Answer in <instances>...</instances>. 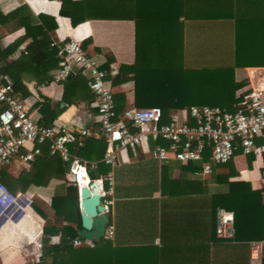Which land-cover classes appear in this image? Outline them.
<instances>
[{"label": "crops", "instance_id": "0c3cea01", "mask_svg": "<svg viewBox=\"0 0 264 264\" xmlns=\"http://www.w3.org/2000/svg\"><path fill=\"white\" fill-rule=\"evenodd\" d=\"M21 5L27 7L25 12L31 20L43 15L48 26L55 24L49 32L51 41L78 40L85 52L100 65H108L110 72L118 71L121 64L134 63L137 30L139 37H184V43L191 44L188 45L192 48L190 56L202 58L216 55L209 49L217 52L218 37L238 31L242 36L238 49L244 59L242 65L246 66L235 67V78L247 77V83L236 90L231 106L238 101L243 89L264 86V81L257 84L253 79L256 83L250 80L251 85L248 82L250 70L264 69V0H71L67 2L68 9L75 18L84 19L75 26L70 17L59 13V0H0V13L5 15ZM221 9L249 13L221 19L217 18L220 14L217 11ZM148 26L153 29L148 30ZM24 33L25 27L18 18L0 19L1 47L12 44ZM24 40L7 60L19 81L16 91L24 99L31 118L38 124L51 125L57 121L64 129L76 133L84 127L89 135L97 137L94 135L96 108L92 105L93 95L86 75L82 72L72 75L79 77L76 91L68 80L55 82L52 74L57 67L31 66L44 60L45 53H40V48L45 39ZM29 42L31 49L38 53L34 63L29 62L30 56L24 50ZM232 46H237L235 40ZM188 51L184 49L186 55ZM108 82L115 93H124L126 107L134 104L132 81L116 86L110 79ZM64 95L67 102L63 101ZM57 103L64 107L61 112ZM248 156L241 150L236 152L229 161L233 173L229 179L243 181L251 190H261L264 198V183L260 179L264 155H252L250 165ZM181 164L176 160L160 163L140 149H128L117 165H106L107 172L111 171L114 176L112 205L108 211L114 232L111 239H101L92 246L104 249V264H262L264 254L260 261L251 258L250 242L263 238L248 241L217 238L216 210H211V195L217 184L211 185L207 182L209 175L191 169L184 173L186 178L179 180L183 173ZM15 165L13 162L9 168L13 175L18 174ZM217 170L229 171V167ZM42 226L43 219L31 206L3 218L0 221V264H49L43 262L41 254ZM79 237L80 234L74 239ZM57 238L52 236L51 240L55 242Z\"/></svg>", "mask_w": 264, "mask_h": 264}, {"label": "built area", "instance_id": "2783aa9c", "mask_svg": "<svg viewBox=\"0 0 264 264\" xmlns=\"http://www.w3.org/2000/svg\"><path fill=\"white\" fill-rule=\"evenodd\" d=\"M56 47L58 66L52 74L61 83L77 72L87 77L92 92V105L96 108L94 133L105 141L100 159H87L73 154L68 146L71 132L57 121L51 125L36 123L28 113L24 99L7 76L0 74V176L3 167L14 161L23 165L41 153L48 145L49 155H57L69 162L65 173L68 184L79 188V172L98 183L101 203L108 214L112 205L114 176L111 171L96 173L100 164L115 166L124 151L140 149L160 163L169 160L183 163L199 161L201 173L210 175L212 163L230 161L238 150L245 155H264V86L252 87L238 94V101L230 107L189 105L176 108L165 115L159 106L140 108L131 104L123 110L114 105V91L106 78V71L89 56L80 42L73 38L62 39ZM117 71L112 70L114 75ZM81 136L89 135L86 128L78 130ZM94 174L90 178L88 172ZM264 183V165L260 168ZM31 206V198L22 192H13L0 178V221L21 213ZM114 226L107 222L101 239L113 237ZM215 234L224 241L235 236L234 213L223 207L216 209ZM100 239V240H101ZM96 242L79 237L74 245L94 246ZM251 258L260 261L264 254V240L250 242Z\"/></svg>", "mask_w": 264, "mask_h": 264}, {"label": "trees", "instance_id": "16d2710c", "mask_svg": "<svg viewBox=\"0 0 264 264\" xmlns=\"http://www.w3.org/2000/svg\"><path fill=\"white\" fill-rule=\"evenodd\" d=\"M59 1L61 3L59 13L70 17L73 26L84 20L83 18H75L71 10L68 9L67 2L71 0ZM25 9L27 7L21 5L5 15L0 13V19L15 17L25 27V33L21 38L16 39L6 47L0 46V74L7 76L15 90H18L19 81L9 66L7 58L20 42L25 41V38H30V42L37 38L45 39V44L40 48V53H45V57L40 63H34L38 53L36 50L31 49L30 42L24 48L30 56L29 62L34 63L31 65L33 68L47 67L50 69L58 66L56 47L50 45L51 39L49 38V32L54 29L55 24L48 26L43 20V15L34 16L31 20V16L29 18ZM224 10L217 11L220 13L217 18H231L232 15L238 18L240 14L249 13V11L245 10ZM150 27L152 28V26ZM150 27L148 26V30ZM137 29H139L138 26ZM139 32L137 30V36L135 37L136 53L133 64H121L114 75H111L108 65H100L106 71V78L111 80L113 86L126 81L133 82L134 105L137 107L159 106L163 113L168 115L178 107L195 104V102L191 101L195 99L197 93H202L205 98L209 99L216 97V99H211V101L217 102V106L230 107L232 102L235 101L236 90L247 83V77H242L240 80L235 78V67L246 66L242 65V60L244 59H242L243 56L238 49V40L242 37L238 31H235L234 35L218 37L217 52L215 51L216 49L208 48L216 55L212 57L211 54L208 56L209 58L194 57L192 54L190 56L192 48L188 47V45L191 44L190 42L184 43V37H139ZM185 38L189 39V37ZM234 40L237 44L235 48L232 46V41ZM54 41L59 42L58 40ZM176 46L181 51L180 57L184 66L185 64L188 65V59L199 58L201 61L208 59L210 62L197 60L200 63L196 66L197 68L205 70L204 68H207L205 66L208 64L210 65L208 67L217 68L216 93L212 94L209 90H197L200 91L197 92L194 89H189L192 98L188 97L186 85L185 83L184 85L179 83L177 74L183 73L186 67L183 66L184 71H182L181 69H176L177 67L169 62L170 54L176 51ZM218 46L220 47L218 48ZM172 47H174L175 51L169 52ZM184 49H189L188 55L185 54ZM143 56L144 61L141 60ZM174 56L175 53L171 54V58ZM193 63L195 65V62ZM203 73L205 74L204 71ZM78 78V76H70L67 79L70 84H73L75 91ZM177 84L183 85V89L178 87ZM63 101H66V95L63 96ZM91 101L92 99H90L89 103ZM114 105L119 111L126 108L123 92H114ZM57 106L58 112H61L64 108L60 106V103H57ZM0 108L2 107L0 106ZM70 135L71 139L68 142V146L73 154L87 159H99L102 157L105 150L104 139L93 135L81 136L73 131ZM252 158V155L248 156L249 165ZM179 162L182 163L181 171L183 172L179 176V180L186 178L184 173L188 169L196 173H200L202 170V163L199 161ZM224 166L229 167V171H216L217 168ZM9 168L10 166L2 168L1 180L11 191H21L30 197L32 211L43 219L40 241L43 262H48L49 264H104V249L99 250L86 244H81L85 246H74L73 244V239L77 235L79 236L77 232V227L80 225L79 196L77 187L67 184L65 180L69 162L63 161L57 155H49L48 145L44 144L41 146V153L32 161L25 163L17 175H13ZM99 168V173L102 170L107 173L108 168L106 166H99ZM231 169L229 161L221 164L212 163V171L207 177V182L212 183L211 185L214 183L217 185L215 186V192L211 195V210L215 212L217 207H224L233 211L236 232L234 237L236 240L264 239V198L261 195L262 191L251 190L250 186L243 181L230 180L229 178L233 176ZM245 185H248L247 188H245ZM77 223L78 226L76 227ZM52 236H57V241L53 242L51 240ZM217 242L220 243L221 241L217 240ZM226 257L229 258L230 255H226ZM262 264H264V256Z\"/></svg>", "mask_w": 264, "mask_h": 264}, {"label": "rangeland", "instance_id": "374dc122", "mask_svg": "<svg viewBox=\"0 0 264 264\" xmlns=\"http://www.w3.org/2000/svg\"><path fill=\"white\" fill-rule=\"evenodd\" d=\"M175 46V44H174ZM178 46V45H177ZM176 46V51L174 50V47H172V49H169L170 51H175L172 52L171 54L173 55L175 53V56L171 58V54H170V58H169V62L171 64H173L175 67H177L176 69H181L182 71H184L183 66V60L181 59L180 55H181V51L179 49H177ZM168 52V51H167ZM178 52V53H176ZM141 60H145L144 56L142 57ZM198 59L196 58H192V59H188V65L185 64L184 67H186V70L183 73H177L178 74V79H179V83L183 84L185 83V87L188 90V97L191 99L192 95L190 94L189 89H194L195 91L197 90H209L212 94L217 92V68H211L208 67L210 66L209 64L204 68L205 70H201L199 68H197L196 66L198 64H200L199 62H197ZM200 62H206L209 61L207 60H199ZM195 62V65L194 63ZM210 62V61H209ZM207 69V70H206ZM203 71L205 72V74L203 73ZM252 79H251V78ZM255 79L258 82L261 83L262 81H264V69H260V70H250L249 71V75H248V82L250 83V80L254 83H256ZM181 84H177L178 87H180L181 89H183V85ZM251 85V83H250ZM250 88H252L250 86ZM246 89L249 88H245L242 91H245ZM200 92V91H197ZM211 99H216V97H211L209 98H205V96L202 93H197L195 95V99L192 100L191 102H195V104L192 105H211L214 106L213 104H216L215 106H217V102L215 101H211ZM184 106H189V105H184ZM153 161V160H152ZM17 165H15V169H17V171H19L21 169V167L19 166L18 162L14 161ZM155 162V161H153ZM178 164V162H177ZM102 166H106L104 164H100V167ZM107 167V166H106Z\"/></svg>", "mask_w": 264, "mask_h": 264}, {"label": "water", "instance_id": "95a60500", "mask_svg": "<svg viewBox=\"0 0 264 264\" xmlns=\"http://www.w3.org/2000/svg\"><path fill=\"white\" fill-rule=\"evenodd\" d=\"M90 178L94 174L88 172ZM79 218L78 233L83 238L98 242L105 231L108 215L105 206L101 203V192L98 183L94 180L79 186Z\"/></svg>", "mask_w": 264, "mask_h": 264}, {"label": "bare ground", "instance_id": "6f19581e", "mask_svg": "<svg viewBox=\"0 0 264 264\" xmlns=\"http://www.w3.org/2000/svg\"><path fill=\"white\" fill-rule=\"evenodd\" d=\"M79 185H84V184H87V183H90V180L88 179V177L84 174L83 171H80L79 174Z\"/></svg>", "mask_w": 264, "mask_h": 264}]
</instances>
